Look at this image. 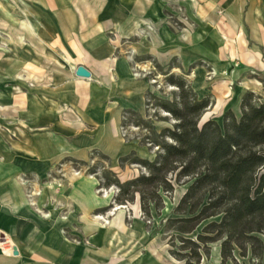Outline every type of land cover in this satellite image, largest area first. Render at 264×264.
<instances>
[{"label": "rangeland", "instance_id": "obj_1", "mask_svg": "<svg viewBox=\"0 0 264 264\" xmlns=\"http://www.w3.org/2000/svg\"><path fill=\"white\" fill-rule=\"evenodd\" d=\"M9 10L12 13L11 7ZM161 15L157 26L149 25L143 33L154 37L163 30L170 37L169 44L158 41L159 53L154 49L156 40L151 38L144 52L137 47L139 38L133 39L135 44L124 48L123 53L118 51L120 57L129 59L132 78L146 80L149 91L144 106L131 109L144 123L138 127V117L125 116L124 111L115 129L119 144L114 143L113 149L98 132L100 124L88 123L71 106L50 111L51 115L44 117V103L58 99L44 98V90L53 88L56 76L66 67L85 61V56L67 47L65 39L55 38L47 43V54L37 50L31 62L33 70H29V42L34 40L25 39L18 52L11 14L5 15L4 23L0 22L5 34L0 37V159L21 160L14 180L23 200L22 206L12 182L0 183L8 197L14 196L15 204L20 205L14 211V222L22 224L16 231L19 228L7 216L13 211L12 202H8L11 198L0 199L1 230L7 233L0 230V248L1 243L8 242L14 248L17 244L23 254L21 259L31 264H77L70 261L74 259L78 264H184L170 255L173 242L177 247L181 243L169 231L167 221L176 217L174 209L185 188L177 186L173 195L165 199L164 209L147 217L138 201L119 205V189L105 187L104 176L109 174L125 183L139 177L144 169L131 163L132 159L122 163V158L132 155L155 160L158 148L146 140L150 128L160 133L175 123L154 100L173 101L178 97L180 91L170 78L186 81L200 99H210L211 106L202 123L210 119L222 122L228 110L238 113L241 96L247 92L264 98V70L254 67L258 56L264 63V43L259 45L262 40L253 37L252 29L246 24L236 26L223 10L201 23V15L187 7L166 6ZM210 27L213 31L208 33ZM195 41L198 46L189 48V44L196 45ZM204 42L213 45L211 52ZM121 43L124 47L127 40ZM115 62H105L110 73ZM247 81H258L261 86L242 89L241 84ZM47 84L50 87H45ZM43 191L44 195H35ZM6 226L11 231L5 230ZM14 248L6 255H12ZM209 248L210 254L204 256L202 264H222L220 243ZM235 257V262L227 264H264V256L259 260L249 253L244 258L236 250ZM50 258L52 262L45 261Z\"/></svg>", "mask_w": 264, "mask_h": 264}, {"label": "trees", "instance_id": "obj_2", "mask_svg": "<svg viewBox=\"0 0 264 264\" xmlns=\"http://www.w3.org/2000/svg\"><path fill=\"white\" fill-rule=\"evenodd\" d=\"M170 82L178 87L173 101L154 98L157 107L175 121L157 133L150 128L147 143L158 148L155 160L128 156L122 163L137 164L144 172L122 183L105 174V187L119 189V205L139 202L144 216L164 209L165 199L176 187L185 193L167 221L169 231L181 244L170 251L184 264H202L211 244L220 243L222 264L250 253L264 256V98L247 92L239 112L228 110L222 122L202 118L211 106L200 99L184 80ZM151 96V95H150ZM148 107L151 100L147 101ZM124 115L138 117L133 110ZM167 119V118H166ZM201 229V230H200Z\"/></svg>", "mask_w": 264, "mask_h": 264}, {"label": "crops", "instance_id": "obj_3", "mask_svg": "<svg viewBox=\"0 0 264 264\" xmlns=\"http://www.w3.org/2000/svg\"><path fill=\"white\" fill-rule=\"evenodd\" d=\"M166 6L189 8L190 11L201 15L198 16L202 17V19L198 18L199 23L207 22L208 17L223 10L236 26L243 27L246 24L252 29L253 37L262 40L259 45L264 43V0H0V22L4 23L5 15L11 14V22L14 26L13 38L19 40L22 35L24 40H34L29 42V70H33L31 62L35 61L37 50L42 49L44 54H47V43L55 38L61 41L65 39L67 47L85 56V61H78V64L72 68L66 67L65 72H60L55 78L53 88L49 84L45 85L51 89L44 90V98L58 99L44 103L46 110L44 117L51 115L50 111H58V108L62 109L67 105L71 106L78 113H82L89 121L88 123L100 124L98 132L113 149L114 143L119 144L115 129L121 115L127 110L141 109L149 91L146 80L132 78L129 59L120 57L118 51L123 53L124 48L135 44L133 39L136 38L141 39L137 46L140 52H144L149 38L152 41L156 40L154 49L159 48V40L164 45L169 44L170 37L166 36L163 30H158L154 37L143 34L149 25L157 26L156 22L162 18L161 14ZM9 7L12 8V13L9 12ZM1 23L0 37L3 38L5 34ZM211 27L207 28L208 33L213 31ZM206 37L207 35L204 38ZM121 40H127L124 47L121 46ZM194 43L196 45L189 44L188 47L196 48L198 44L196 41ZM16 44L19 52L21 44L18 41ZM37 44H44V46L38 47ZM203 44L205 48H208V52L212 51H209L213 48L212 44L205 42ZM151 47H153L152 44ZM158 50L155 51L159 53ZM191 53L195 54V51L192 50ZM109 60H116L111 73L106 68L108 64L105 65V62ZM254 62L255 69L264 70V63L260 60V56ZM18 66L20 69L21 63ZM79 66L85 67L91 73L90 79L76 76ZM240 104L241 101L239 107ZM17 154L19 157V152L15 151L14 155ZM31 154H35V151ZM20 166L21 160L18 158L0 159V183L12 182L13 189L16 188L22 200L19 186L14 180V172L19 171ZM6 196L8 197L6 189L0 186V199ZM8 198H11L8 202H12L13 206V211L7 213L8 220H12V223L19 228L16 231L19 232L22 224L14 222L16 220L14 211L19 210L20 205L18 207L15 204L14 196ZM21 205L23 206V200ZM24 225L26 227L25 223ZM1 228L4 227L0 224V230ZM5 230L11 231L10 226H6ZM30 232L31 228L27 233L30 234ZM16 248L17 256L14 253L6 255L0 248V264H31L30 260L26 262L21 259L23 254L17 244ZM45 261L53 260L50 258ZM70 261L78 264L75 259Z\"/></svg>", "mask_w": 264, "mask_h": 264}, {"label": "bare ground", "instance_id": "obj_4", "mask_svg": "<svg viewBox=\"0 0 264 264\" xmlns=\"http://www.w3.org/2000/svg\"><path fill=\"white\" fill-rule=\"evenodd\" d=\"M28 23V22H27ZM22 36V35H21ZM20 36L19 38V43L23 44L24 43V39ZM12 38V37H11ZM15 44V43H14ZM16 45V44H15ZM226 74V73H225ZM261 86V83H259L258 81H247V82H243L241 84V88L242 89H250V88H258ZM22 124V123H21ZM20 180V179H19ZM45 191L43 192H36L35 195L39 196V195H44ZM121 207H118L117 209H119ZM12 248H14L13 245H9V243H1V249L3 250L4 254H10L12 252Z\"/></svg>", "mask_w": 264, "mask_h": 264}, {"label": "water", "instance_id": "obj_5", "mask_svg": "<svg viewBox=\"0 0 264 264\" xmlns=\"http://www.w3.org/2000/svg\"><path fill=\"white\" fill-rule=\"evenodd\" d=\"M76 76L82 79H90L91 73L83 66H79L76 70ZM15 256L18 255V249L15 247L13 250Z\"/></svg>", "mask_w": 264, "mask_h": 264}]
</instances>
